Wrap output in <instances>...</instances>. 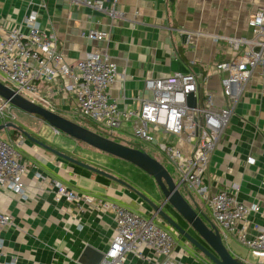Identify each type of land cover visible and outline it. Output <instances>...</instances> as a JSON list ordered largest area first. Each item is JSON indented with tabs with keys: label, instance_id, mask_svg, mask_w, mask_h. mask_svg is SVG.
Wrapping results in <instances>:
<instances>
[{
	"label": "crops",
	"instance_id": "obj_1",
	"mask_svg": "<svg viewBox=\"0 0 264 264\" xmlns=\"http://www.w3.org/2000/svg\"><path fill=\"white\" fill-rule=\"evenodd\" d=\"M97 2L103 9L86 5L81 0H0V38L12 28L26 31V17L35 14L40 29L56 37L57 48L68 63L73 64L95 52L108 57L117 70L123 71L124 79L116 81L107 90L117 99L120 108L133 109L139 104L137 96L144 93L146 78L189 70L205 76L203 86L214 93L218 105L222 104L223 73L216 65L242 53L241 50L234 52L225 38H249L248 18L263 0H117L114 8L118 15L114 17L107 13L113 5L111 0ZM90 29L107 30L108 37L90 40L84 35ZM263 85L259 73L254 71L232 107L229 121L209 157L203 176L208 194L231 190L239 201L259 205L260 212H251L239 222L249 236L257 233L255 225L264 226ZM40 90L41 94H47L49 108L56 105L64 111L66 104L61 101L67 100H73L75 107L71 93L67 96L57 88L49 91L43 84ZM14 121L10 118L4 123L14 124ZM4 123L0 121V125ZM39 128L44 134L51 129L46 122L40 123ZM15 131L23 134V138L15 137ZM54 134L50 140H44L30 135L20 126L0 130V137L19 143L17 147L28 165L23 195L0 187V212L12 218V223L0 230V259L7 261L16 257L17 264H97L113 235L111 213L89 206L79 210L75 203L56 197L50 182L57 180L79 194L118 203L147 217L154 216V211L145 198L155 203H160L163 198L158 186L146 197L139 187L124 177L110 174L101 161L94 165L90 162L92 157L86 159L74 155L73 138L68 141L70 136ZM36 140L109 176L73 163ZM181 193L190 203L196 202L202 213L205 206L211 214L203 197H196L191 192ZM164 207L173 208L168 203ZM176 217L177 222L181 226L184 222L186 227L183 218ZM154 220L172 231L176 240L174 259L197 264L187 253V244H181L183 237L158 215ZM221 235L224 243V235ZM228 236L233 238L229 242L238 241L235 235ZM224 244L228 247V242ZM251 251L258 258H245L251 264H264V253L258 255ZM83 253L84 262L79 261ZM133 264L143 263L134 261Z\"/></svg>",
	"mask_w": 264,
	"mask_h": 264
},
{
	"label": "built area",
	"instance_id": "obj_2",
	"mask_svg": "<svg viewBox=\"0 0 264 264\" xmlns=\"http://www.w3.org/2000/svg\"><path fill=\"white\" fill-rule=\"evenodd\" d=\"M81 1L103 9L97 0ZM111 1L113 5L107 13L114 17L118 15L114 8L117 0ZM25 21L26 31L12 28L0 38V81L5 86L46 107L49 100L47 94H41L42 84L49 91L57 88L67 96L71 93L79 117L98 122L111 130L130 131L138 140L153 143L178 171L180 182L206 200L213 220L224 236L233 234L258 255L264 253V226L255 225L257 233L252 236L247 234L244 226H239L249 213L260 212L259 205L239 201L231 190L208 194L203 181L209 157L243 86L254 71L264 81V0L248 18L249 38H225L234 52L241 50L242 53L216 65L217 70L223 73L220 105L216 103L214 93L203 86L205 76L189 70L146 78L144 93L137 96L138 107L120 108L117 99L111 97L107 89L116 81L123 80L125 74L117 70L108 57L93 52L73 64L68 63L57 48L56 37L40 29L35 14L28 15ZM108 33L107 30L90 29L84 35L90 40H104ZM191 93L194 105L188 104ZM9 107V103L0 98V121L3 123L11 118L10 112H5V108L10 111ZM155 134L160 138L156 139ZM17 145L16 141L0 137V187L23 195L28 165ZM50 183L56 197L75 203L79 210L89 206L111 213L113 235L99 264H133L134 261L185 264L174 259V235L171 230L161 227L154 220L155 216L147 217L118 203L79 194L57 180ZM10 223L12 218L0 212V230ZM0 264H17V258L0 259Z\"/></svg>",
	"mask_w": 264,
	"mask_h": 264
},
{
	"label": "water",
	"instance_id": "obj_3",
	"mask_svg": "<svg viewBox=\"0 0 264 264\" xmlns=\"http://www.w3.org/2000/svg\"><path fill=\"white\" fill-rule=\"evenodd\" d=\"M185 37L186 34H184L182 38L184 39ZM0 98L23 112L41 117L56 132H62L72 137L74 140L81 141L93 148L126 160L139 167L154 178L163 198L160 203H155L154 201L145 198L152 207L154 216L158 215L161 220L174 229L181 237L185 238L192 246L198 249L199 252L205 255L214 264H249L231 254L223 243L222 235L216 224L211 222L202 213V211L198 209L196 202H193L191 199V204L181 193L179 187L181 184H185L180 181L175 182L166 167L147 151L125 142L116 141L71 121L62 115L15 93L1 81ZM188 104L194 105V96L192 93L188 97ZM9 126L16 127L12 122H7L0 125V130ZM39 144L46 146L43 143ZM46 147L52 152L67 157V155L62 154L53 148L48 146ZM67 158H69L73 163L80 164L92 171L109 176L103 171L90 165L79 162L70 157ZM165 203H168L177 211V213L186 222V227L181 226L163 210L162 207ZM189 229L194 230L207 246L194 238L188 231ZM83 257L84 253L79 258V261L84 262ZM102 257L103 253L100 254L99 260H101ZM99 262L100 261H98L97 264H99Z\"/></svg>",
	"mask_w": 264,
	"mask_h": 264
},
{
	"label": "rangeland",
	"instance_id": "obj_4",
	"mask_svg": "<svg viewBox=\"0 0 264 264\" xmlns=\"http://www.w3.org/2000/svg\"><path fill=\"white\" fill-rule=\"evenodd\" d=\"M61 101V104H66L64 111L60 108V106H52V108L46 107L60 115H62L63 117L74 121L90 130H93L101 135H104L106 137L112 138V139H118L120 141L126 142L130 145L133 146H137L140 147L144 150H146L150 155H152L153 157H155L157 160H159L168 170V172L170 173V175L176 180V182L180 181V175L178 173V171L175 169V167L168 162L165 157L163 156V154L161 152H158L155 148V146L153 145V143H146L143 141L138 140L137 138H135L131 132H122L120 130H111L109 128H106L105 126L101 125L98 122L95 121H90L86 118H81L79 117L77 111L75 110V107L73 105V100L72 101ZM9 108L10 111L5 108V112H10L11 114V119L15 120L14 124L16 126H20V127H24L25 130L32 136H36L39 138H44V140H50L51 137L53 136L52 134H54V130L52 127H50V130H46L44 134L43 132H41V129L39 128V124L40 123H45L44 120H42L39 117H35V116H26L27 114L24 113L23 111L17 109L16 107L12 106L9 104ZM26 117V119H25ZM34 117V118H32ZM32 118V119H30ZM115 132L114 134H110V132ZM15 134V137H21L23 138V134H21L18 131L13 132ZM58 134L61 135H66L63 134L62 132H56ZM56 133L54 134L56 136ZM47 135V136H46ZM156 137V139L160 138L159 135L155 134L154 135ZM60 137V136H59ZM58 137V138H59ZM68 141H72L69 140L70 138H67ZM74 146H73V154L76 156H80V157H85L87 158H91L90 162L94 165H96L97 163H99L100 161L103 163L102 166L109 170L110 174H119L121 177H124L125 179H127L130 183H132L133 185L137 186L140 188V192L142 194H144V196L149 197L151 196V192L152 190H154V192L157 190V185L154 181V179L149 176L146 172H144L142 169L138 168L137 166L133 165L130 162H127L123 159L117 158L115 156L103 153V152H98L95 148H92L91 146L81 142V141H77L74 140ZM101 164V163H100ZM115 176V175H113ZM118 178V177H117ZM129 183V184H130ZM131 185V184H130ZM132 185V186H133ZM134 187V186H133ZM180 191L184 192L186 195L191 192L193 195H195L196 197H198V194L195 193L194 191H190L188 188H186L185 185L181 184L179 187ZM170 217H172L174 220L178 221L176 218V215L179 216V214L172 208L171 210L168 208L163 209ZM203 213L204 215L211 221L214 222L213 217L211 216L209 210L207 207L203 206ZM183 227H185V223L183 222L182 224ZM189 231L193 232L192 236L194 238H196L198 241H200L201 243H203L205 246H207L205 244V242L199 237V235L192 229H190ZM227 236H224V243L227 244L228 242V250L231 252V254L235 257L238 256L237 258L251 264L248 261V258H258V256L256 254H253L252 251L250 249H248V247L244 246L242 243L238 242V241H232L229 242L230 239H233L232 237L229 236L226 238ZM183 242H181V244L186 243L187 245L185 246L189 251L187 252L190 257L193 259H195V262L197 264H214L210 259H208L205 255H203L201 252L198 251V249H196L194 246H192L185 238H183ZM230 244V245H229ZM243 256V257H242ZM248 257V258H245ZM241 258H245V259H241ZM208 263H207V262ZM253 264V263H252Z\"/></svg>",
	"mask_w": 264,
	"mask_h": 264
}]
</instances>
